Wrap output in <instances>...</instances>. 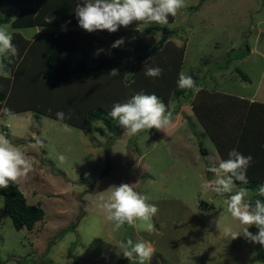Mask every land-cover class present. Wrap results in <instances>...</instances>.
<instances>
[{
	"label": "rangeland",
	"instance_id": "obj_1",
	"mask_svg": "<svg viewBox=\"0 0 264 264\" xmlns=\"http://www.w3.org/2000/svg\"><path fill=\"white\" fill-rule=\"evenodd\" d=\"M185 3L167 25L152 34L148 30L154 23L133 22L120 27L118 34L92 35L96 50L121 38L132 44L117 47H124L130 57L122 58L116 67L120 77L118 84L111 83L116 85L111 91L116 95L112 106L116 99L123 103L144 91L132 80L142 63L134 46L141 49V55L151 54V59L155 54L150 39H163L173 54L183 51L175 75L171 72L176 81L169 84L170 91L157 95L172 113L165 132L151 129L128 136L109 118L112 129L101 120L93 121L91 129L58 121L57 112L70 116V104H62L58 90L42 77L36 64L40 56L26 58L25 70L35 77L28 82L30 96L37 102V98H55L59 105L40 107L52 116L39 108L10 116L0 114V135L34 163V170L17 184L27 203L44 211L32 228L18 230L4 211L0 196V264H135L122 255V245L129 239L151 242L155 252L150 260L155 258L158 264H264L256 259L261 245L242 233L236 239L224 234L225 227L241 231L224 200L245 190L244 184L235 182L233 191L224 196L202 188L214 178L208 167L218 158L228 159L232 149L253 158L247 179L264 180L260 173L264 169V0ZM197 5V10L189 9ZM39 30L32 26L9 28L14 37L19 33L31 40ZM245 45L249 50L243 58L215 68ZM181 72L197 80L200 89H207L206 100L213 102L210 109L195 113L191 101L196 90L183 101L173 93ZM82 73V78H87L84 70ZM0 75L7 74L0 69ZM187 93L189 89L181 90L182 95ZM249 100L258 103L250 105ZM1 105V109L8 108ZM115 135L118 138L109 146ZM59 154L66 157L63 163L57 159ZM122 183L148 196L147 203L155 204L159 211L150 222L137 220L134 226L125 224L116 231L97 205L110 196L111 187ZM246 190L248 200L254 191ZM248 230L258 232L255 226Z\"/></svg>",
	"mask_w": 264,
	"mask_h": 264
},
{
	"label": "trees",
	"instance_id": "obj_2",
	"mask_svg": "<svg viewBox=\"0 0 264 264\" xmlns=\"http://www.w3.org/2000/svg\"><path fill=\"white\" fill-rule=\"evenodd\" d=\"M83 2L84 0H0V25L9 24L13 29L31 26L40 29L32 40L19 33L14 34L15 37L13 36L12 43L17 47L19 54L15 57H9V59L0 58L5 65L2 70L7 74L6 77L0 75L4 78L1 79L0 77V81L3 80V83H0V110H2L1 104L3 106L6 104L11 114L39 108L43 114L52 116L49 114L51 112L40 107L50 103L59 105V102L55 98L46 97L37 98V100H40L37 102L28 92V82L35 79V77L31 78L28 76L24 64L29 55L32 58H35V55H39L40 61L36 64L38 65V70H41L42 77L52 82L53 90H58L59 96L63 97L62 104H70L67 108V113H70V116L65 117L66 119L63 122L78 128L91 129L90 124L93 121L101 120L107 124L109 129L113 128L112 120L108 119L107 112L112 109V98L116 96L111 93L113 88H116V85L112 84L116 81L117 84L119 83L120 75L113 76L109 73L116 69L122 58L127 59L130 56L123 52L124 47L112 48L111 46L106 49L102 47L104 52L102 51L99 55H96L98 50L94 48V43L92 44L93 40L96 41V37L93 39L92 35L94 36V33L100 32L109 36L112 33L104 30L92 32L90 35L87 31L77 30L79 26L75 9L77 4H82ZM201 2H204V0H201ZM198 8L199 5L197 7H189L192 11ZM172 17L169 16L168 21ZM49 21L51 22L48 23ZM73 26H75V29L71 28ZM161 28L162 25L154 23L152 29L148 30V32L152 34L154 29ZM114 33L118 34V32ZM119 35H121L120 32ZM150 41L152 54H155L152 59L151 54L145 53L141 55V49L136 46L133 47L137 60L142 63L139 71L136 72L135 76L133 75L132 80L135 79L133 80L135 82L134 86H140L142 91L144 90L142 93L159 96L163 90L170 91L169 84L176 81L174 75L180 65L183 51L180 50L179 53L175 51L174 55L168 50V44H165L163 39L154 42L150 39ZM107 45L110 44L105 46ZM131 45L130 40L124 43V46ZM248 50V46L245 45L244 49L238 51L237 54L228 55L224 61L216 63L215 68L227 67L226 65L232 59L243 58L248 53ZM107 51L111 53L110 58ZM149 67L162 68V75L151 80L150 77L145 75ZM83 70L87 78H82ZM236 71L239 72L238 69ZM36 72L38 71L36 70ZM171 72L174 74L173 77ZM168 75L169 78L167 79ZM240 76L244 77L242 74ZM161 82L164 83L161 84ZM195 83L198 90L193 94L195 97L191 103L195 107V113L196 111L201 113L203 109H210L213 105L210 106V104L213 102L212 100H206V97H209L207 89H200L197 80H195ZM172 91L176 96L180 95V101H183L186 98H190L192 89H189V94L187 93V95H182L178 87L172 89ZM49 96L52 97L51 94ZM119 101L116 99L114 103ZM249 104L254 105L256 103L251 102ZM1 112L0 114L4 116L5 114ZM116 136L118 135L111 139L109 146L118 138ZM201 151L204 152V149H201ZM260 173L264 175V169ZM260 184H264V180L255 181L252 178L248 179L247 184H244L246 189L254 191L248 199L253 206L257 199L264 201V197H259L255 194ZM0 196L3 200L4 211L10 217L13 226L18 230L24 227L32 228L35 222L41 220L44 215L41 207L27 203L17 183H10L8 188L0 189ZM256 259L264 263V247L257 252Z\"/></svg>",
	"mask_w": 264,
	"mask_h": 264
},
{
	"label": "clouds",
	"instance_id": "obj_3",
	"mask_svg": "<svg viewBox=\"0 0 264 264\" xmlns=\"http://www.w3.org/2000/svg\"><path fill=\"white\" fill-rule=\"evenodd\" d=\"M186 7L185 0H84L77 4L75 15L78 26L88 33L95 31L116 32L120 27H127L133 22L140 24L167 25L168 17H175L181 8ZM49 21L48 23H50ZM63 27V26H62ZM9 25L0 26V58L17 56L18 49L12 43L13 35L9 31ZM124 43L123 38L116 40L111 47L117 48ZM103 49L97 51L99 55ZM5 65L0 60V69ZM163 69L160 67L147 68V77L157 78L161 76ZM109 74L116 76L117 69ZM177 87L181 90H198L194 79L181 72L177 81ZM6 116L11 115L10 109L3 108ZM109 119L124 129V134L135 136L143 131L156 129L166 131L172 122V113L167 110L165 103L155 94L137 93L126 102H117L107 113ZM58 121L65 119L63 112H57ZM65 128L68 126L65 125ZM41 143V141H38ZM57 159L63 163L66 157L59 154ZM252 157L245 156L236 149L228 153V159H217L208 167V171L214 176L202 186L204 192H215L221 196L231 193L236 181L248 183L247 169L250 167ZM34 170V163L19 149L14 147L9 140L0 135V189L8 188L10 183H17L26 178ZM111 194L97 207L104 214L107 221L111 222L114 230H120L125 224L134 226L137 220L150 222L159 211L155 204L147 203L149 197L134 190L133 185L122 183L110 188ZM247 190H241L234 195L227 196L224 203L227 204V212L239 222L241 231L233 232L230 227L224 228V234L236 239L241 233L253 243L264 247V201L257 199L254 203L247 200ZM264 197V184L258 185L255 193ZM255 226L256 234L249 232V228ZM122 255L128 260H135V264H151L150 259L155 250L151 242H133L129 239L123 244Z\"/></svg>",
	"mask_w": 264,
	"mask_h": 264
},
{
	"label": "water",
	"instance_id": "obj_4",
	"mask_svg": "<svg viewBox=\"0 0 264 264\" xmlns=\"http://www.w3.org/2000/svg\"><path fill=\"white\" fill-rule=\"evenodd\" d=\"M150 263H151V264H158V262L156 261L155 258H152V260H150Z\"/></svg>",
	"mask_w": 264,
	"mask_h": 264
},
{
	"label": "crops",
	"instance_id": "obj_5",
	"mask_svg": "<svg viewBox=\"0 0 264 264\" xmlns=\"http://www.w3.org/2000/svg\"><path fill=\"white\" fill-rule=\"evenodd\" d=\"M251 102H253V103H258V102H256L255 100L254 101H252V100H249V103H251ZM257 145V144H256Z\"/></svg>",
	"mask_w": 264,
	"mask_h": 264
},
{
	"label": "bare ground",
	"instance_id": "obj_6",
	"mask_svg": "<svg viewBox=\"0 0 264 264\" xmlns=\"http://www.w3.org/2000/svg\"><path fill=\"white\" fill-rule=\"evenodd\" d=\"M5 72V71H4Z\"/></svg>",
	"mask_w": 264,
	"mask_h": 264
}]
</instances>
